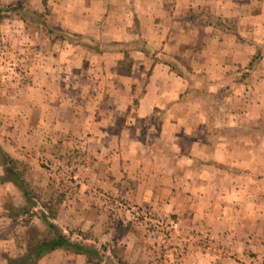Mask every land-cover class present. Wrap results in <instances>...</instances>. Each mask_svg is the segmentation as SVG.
I'll return each mask as SVG.
<instances>
[{"label": "crops", "instance_id": "1", "mask_svg": "<svg viewBox=\"0 0 264 264\" xmlns=\"http://www.w3.org/2000/svg\"><path fill=\"white\" fill-rule=\"evenodd\" d=\"M54 5L71 9L69 17L77 16L78 25H68L74 31L88 32L91 21L110 28L115 33L108 34L107 41L134 39L124 31L130 23L126 9H133L140 25L145 27L143 39L152 46L163 45L157 53L160 58L162 53L180 57L193 73L207 79L209 86L216 89L243 88L239 97H232L234 112L230 109L224 116L223 141L215 140L206 148L200 140L201 123L207 119L206 114L201 112L200 105L196 111L193 108L188 112L190 109L186 110V103L180 97L188 87H199V84H190L186 77L161 61L148 65L145 60L144 70L138 66L129 75L121 76L131 79L124 81L126 92L142 88L137 104L125 116L129 127L135 128L137 139L121 145L122 134H116L109 137L108 144L102 140L100 148H82L85 174L77 181L80 185L72 182L62 185L55 217L49 219L73 242L97 249L104 246V257L100 263H94L83 253L57 248L34 264H108L109 261L114 264H119L118 261L233 264L236 258L247 261L249 252L256 254L254 260L263 262L264 0H58ZM233 18L235 30L222 31L220 21ZM161 24L168 26L159 29ZM179 46L183 49H177ZM253 56L260 57L259 64L250 65ZM52 96L48 94L47 99ZM118 103L113 104L114 110ZM92 110L87 109L86 120L96 119L97 129L103 128L100 120L110 121L114 112ZM158 110H163L160 118L163 130L150 147L139 130L148 124L152 127ZM74 112L71 119L82 120V112H75L76 118ZM96 134L105 137L102 129ZM183 137L188 138L186 146L192 144V148L184 147ZM15 149L5 148L28 165L24 178L30 187L37 185L50 191L45 199L48 201L52 197L49 189L52 185L39 182L37 175L31 179L32 168H29L32 157L43 153L42 148ZM0 191L1 196L11 192L19 201H24L19 189L9 181L0 182ZM103 193L176 215L178 230L171 234L170 241L179 235L175 241L177 246L168 240L151 239L127 218L120 222L105 204ZM0 209V219L11 218L5 213L7 209ZM206 234L208 240L203 238ZM5 240L10 242L7 237ZM0 264H6L1 255Z\"/></svg>", "mask_w": 264, "mask_h": 264}, {"label": "rangeland", "instance_id": "2", "mask_svg": "<svg viewBox=\"0 0 264 264\" xmlns=\"http://www.w3.org/2000/svg\"><path fill=\"white\" fill-rule=\"evenodd\" d=\"M57 1L46 0L49 8L48 21L53 26L63 31L82 33L100 42L107 41V35L115 33L110 31V28L100 26L97 21H91L92 24L88 26V32L74 31L69 26L71 24L72 26L74 24L78 25L77 16L72 14V17H69L70 12H72L71 9L55 8L54 3ZM17 2L22 8H32L38 11L43 8L42 0H0V6L5 7L10 3L17 5ZM126 12L129 14L130 23L124 31L134 39L140 37L144 40L142 34L145 27L140 25L139 19L136 18V12L133 9H126ZM6 14L4 13L0 17V147L8 155L10 153L5 148H16V151L17 148H42L43 153L40 156L32 157L30 160L31 179L34 175H37L39 176V182H48L52 185L49 188L52 190V197L49 198V201L51 206L56 208L60 198L59 190L64 189L62 185L68 182L69 185L70 182L76 185L82 174H85L82 148H100L102 140L105 144H108L110 142L109 137L116 134H119V136L122 134L121 145L131 144V141L137 139L135 128H133V125L129 127L125 116L137 104L142 88L133 89L131 93L123 89L124 81L131 79L122 78L121 76L127 75L119 73L125 68L122 53L115 51L108 55L99 54L87 50L82 45L74 44L73 42L78 39L74 37L52 41V37L36 29L35 24L32 23L26 27L19 19V14ZM217 21L218 19H216ZM220 22L222 31H226V29L228 31L235 30L236 19ZM167 26L168 24H161L158 28L164 29ZM170 45L176 47L175 43ZM152 48L160 52L163 45L154 44ZM180 48L182 46L177 49ZM138 53L136 51L129 52V57L132 59L131 69L140 66L144 70L146 67L143 61L148 60V65H150L153 60L148 56H144L143 53H139L140 55ZM153 56L157 61L161 60L159 55L155 54ZM251 62L259 64L260 57L253 56ZM196 84H199V87H188V90L182 92L180 97L186 103V110L190 109L188 112L194 109L196 111L197 106L200 105L201 112L206 114L207 119L204 120V123H201L200 140L207 148L215 140L223 141L226 132V124L223 122L224 116L230 112V109H234L235 105L231 103L232 97L235 95L239 97L243 87H239L237 90L230 87L216 89L209 86V82L205 78L201 82L197 81ZM48 94L53 95L52 99H47ZM126 101L130 103L126 104ZM194 101L199 104L194 103ZM41 102L45 104L42 105ZM63 102L66 105H62ZM68 102L72 104H68ZM116 103L118 104L115 106V111L113 104ZM92 108L96 111L99 108L100 111H107L108 114L114 110L110 116V121L107 118V120H100L103 125V128L100 129L105 132L104 138L96 134L100 130L97 129L96 119L94 121L86 120L87 109L92 110ZM239 110L240 108H237V112ZM74 111L82 112V120L71 119ZM158 111V113H154L156 120L151 122L152 127L148 124L146 128L141 127L142 130L141 128L139 130L140 133L142 131L141 137L147 140L150 147L154 143L156 135L163 130V128H160V118L163 110ZM75 112L74 118L77 116ZM176 112L179 111L176 109ZM39 113L40 115L37 116ZM159 138L167 139L161 136ZM182 139L185 148H192V144L186 146L188 138L183 137ZM261 140H263L262 148H264V137ZM117 145L119 147L120 143L117 142ZM64 149H68V152H64ZM10 156L16 159L14 156ZM19 162L26 167V175L28 165ZM56 183H59L57 187H55ZM31 187L33 202L38 203L36 211L30 210V212H37L35 215L29 212L28 214L23 213L22 217L17 216L28 203L22 200L19 201L16 194L11 192H8L7 195H0V208L7 209L5 213L14 216L8 220L0 219V255L23 256L28 252L31 245L33 246L35 242L43 239L48 232V228L38 212L42 210L40 204L42 202L47 203L45 199L48 198L47 194L50 191L37 185H31ZM15 205H18V207ZM0 212H2V209H0ZM112 215H114L113 212ZM168 215L177 222L179 221L176 215L171 213H168ZM116 218H120L119 221L122 222L123 218L127 217L121 215ZM135 224L140 227V231L143 230L149 236L145 224ZM175 230H178V224L171 234ZM188 233L192 235L191 232ZM171 236L161 239L158 233L153 237H149L161 241H170ZM6 237L10 240L9 243L6 240L4 241ZM178 237L179 235L173 237L170 241L173 246H177L175 241ZM203 238L208 240L209 237L206 234ZM235 255L237 257V254L232 256L235 257ZM246 259L247 261L236 258L233 264H264V261L254 260L256 259L255 253L249 252ZM262 260H264V256Z\"/></svg>", "mask_w": 264, "mask_h": 264}, {"label": "trees", "instance_id": "3", "mask_svg": "<svg viewBox=\"0 0 264 264\" xmlns=\"http://www.w3.org/2000/svg\"><path fill=\"white\" fill-rule=\"evenodd\" d=\"M16 4L17 5L10 3L5 7L0 6V17H2L4 13L19 14V19L26 27L32 23L35 24L36 29L41 32H45L47 35H50L52 37V41L65 40L74 37L78 38L75 42H73L74 44L82 45L87 50L95 51L99 54L118 51L123 55V64L125 65V68L119 72L123 75H129L131 72L132 59L129 57L130 51H141L145 53L146 56L152 58L153 62L157 61L153 55L157 54L158 52L153 50L152 46H150L146 41L140 39V37L126 41L100 42L82 33L63 31L49 23V8L47 7L46 0H42L43 8L41 11L32 8H22L18 2ZM161 56V62L168 65L170 69L176 72L178 75L186 77L187 80L190 81V84L195 85L197 81L203 80L201 76L193 73L190 67L181 61L180 57L166 53H162ZM251 63L252 62H250V65L253 64ZM0 166L3 168V174L0 176V182L9 181L19 189L24 202L28 203L22 208V212L19 214H28L30 210H33L34 207L36 208L37 202H33L34 198L31 195V187L24 178L26 167L23 166L18 160L8 155L1 147ZM40 205L42 210H40L38 213L46 224L48 232L44 235L43 239L35 242L33 246L31 245V247L28 249V252L23 256L10 257L1 254V257L6 261V264H34L41 256L57 248H64L76 253H83L94 263H100L102 261L104 257L102 251H105L104 246H101V249H97L94 246L79 244L77 242L71 241L49 220L55 217L57 207L53 208L49 200L47 203L42 202ZM30 213L35 215L37 212ZM10 217L13 218L14 216ZM118 263L125 264L121 261H118ZM108 264L114 263L109 261Z\"/></svg>", "mask_w": 264, "mask_h": 264}, {"label": "built area", "instance_id": "4", "mask_svg": "<svg viewBox=\"0 0 264 264\" xmlns=\"http://www.w3.org/2000/svg\"><path fill=\"white\" fill-rule=\"evenodd\" d=\"M105 204L111 207L116 217L125 215L135 223H143L148 228L149 236L160 234L161 239L168 238L177 227L178 222L159 209L149 204H138L126 197L103 193ZM158 232V233H156Z\"/></svg>", "mask_w": 264, "mask_h": 264}]
</instances>
